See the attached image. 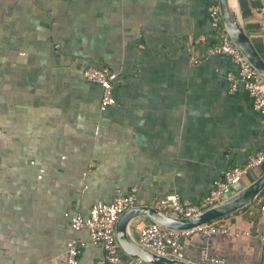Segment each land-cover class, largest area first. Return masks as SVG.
Here are the masks:
<instances>
[{"label":"crops","instance_id":"obj_1","mask_svg":"<svg viewBox=\"0 0 264 264\" xmlns=\"http://www.w3.org/2000/svg\"><path fill=\"white\" fill-rule=\"evenodd\" d=\"M239 1L264 57L257 4ZM210 9L209 0H0V264H68L72 239L84 245L78 264H99L104 250L73 227L75 215L132 188L137 204L201 200L262 148L264 116L243 88L231 92L236 64L212 52ZM88 65L118 75L104 110ZM151 221L135 220L138 240ZM218 221L236 233L184 237L174 257L261 264L264 193Z\"/></svg>","mask_w":264,"mask_h":264},{"label":"built area","instance_id":"obj_2","mask_svg":"<svg viewBox=\"0 0 264 264\" xmlns=\"http://www.w3.org/2000/svg\"><path fill=\"white\" fill-rule=\"evenodd\" d=\"M250 1L257 4L256 9L260 16L264 35V3L262 0ZM209 2L211 5L210 22L217 36V43L212 48V52L228 56L238 68L237 74L233 72L227 74L231 84L230 90L236 92L243 88L250 96L254 109L264 116V80L245 55L235 46L227 33L219 0H209ZM82 72L87 79L101 85L100 108L104 110L112 105L115 101L114 87L118 78L117 73L96 65H88ZM256 168L264 169V143L260 150L248 156L244 164L228 168L224 177L214 182L213 188L205 198L193 201L183 198L177 193H171L156 196L151 205L177 216L197 214L239 190L242 187V179ZM135 205H137V189L132 188L130 192L115 194L110 201L95 203L88 216L77 214L72 218L73 227L76 229L87 228L90 231L92 242L104 250V259L99 264H128L125 262L116 238V224L120 214ZM235 233L218 220L185 230L167 228L151 221L141 228L139 241L143 246L159 255L174 257L179 254L181 240L184 237L193 234L209 236L213 234L233 235ZM258 238L262 244L261 264H264V233L258 234ZM83 246V243L77 239L69 241L66 255L68 264H78ZM213 262L219 264L222 260L213 259Z\"/></svg>","mask_w":264,"mask_h":264},{"label":"water","instance_id":"obj_3","mask_svg":"<svg viewBox=\"0 0 264 264\" xmlns=\"http://www.w3.org/2000/svg\"><path fill=\"white\" fill-rule=\"evenodd\" d=\"M227 33L235 46L245 55L264 80V57L257 50L244 23L239 0H219ZM264 193V171L255 180L209 208L191 215L177 216L161 211L151 204H137L123 211L116 224V238L121 248L133 259L148 264H191L179 257L159 255L146 248L133 234L135 220L149 217L160 225L177 230L206 225L239 213ZM240 217L233 219L239 224Z\"/></svg>","mask_w":264,"mask_h":264},{"label":"trees","instance_id":"obj_4","mask_svg":"<svg viewBox=\"0 0 264 264\" xmlns=\"http://www.w3.org/2000/svg\"><path fill=\"white\" fill-rule=\"evenodd\" d=\"M264 171V169H262Z\"/></svg>","mask_w":264,"mask_h":264}]
</instances>
